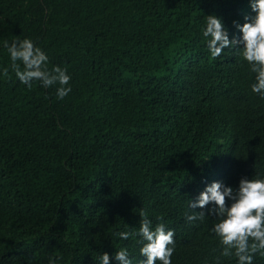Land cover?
<instances>
[{
  "label": "trees",
  "instance_id": "1",
  "mask_svg": "<svg viewBox=\"0 0 264 264\" xmlns=\"http://www.w3.org/2000/svg\"><path fill=\"white\" fill-rule=\"evenodd\" d=\"M208 14L238 36L233 21L252 10L248 0H0V264H99L104 252L117 264L121 247L143 259L138 237L116 235L138 229L142 211L175 230L172 264H236L210 230L215 217L185 214L207 183L264 176V99L238 53H209ZM17 36L48 54L49 70H68L67 96L16 78L3 41Z\"/></svg>",
  "mask_w": 264,
  "mask_h": 264
},
{
  "label": "clouds",
  "instance_id": "2",
  "mask_svg": "<svg viewBox=\"0 0 264 264\" xmlns=\"http://www.w3.org/2000/svg\"><path fill=\"white\" fill-rule=\"evenodd\" d=\"M252 10L243 23L233 21L239 35H231L223 18L216 14L205 16L200 31L209 53L220 57L225 50H233L248 63L252 75L250 89L264 99V0H248ZM16 78L31 88L38 81L44 88L56 85V96L63 99L71 91L68 70L59 65L48 68L49 56L31 38L17 36L11 42L3 41ZM8 67L0 69L8 75ZM227 198V199H226ZM192 211L185 214L188 222L215 217L210 229L219 238L221 254L235 256L236 264H253L257 253L264 255V176H242L233 187L219 180L207 183L194 200L188 201ZM199 208L200 211H195ZM139 228L119 231L122 240L138 237L139 259L127 247L115 251L111 259L117 264H172L175 252V230L160 222L153 225L146 212L140 213ZM162 221V217H158ZM59 258L49 257L48 264H57ZM99 264H110V255L102 253Z\"/></svg>",
  "mask_w": 264,
  "mask_h": 264
}]
</instances>
